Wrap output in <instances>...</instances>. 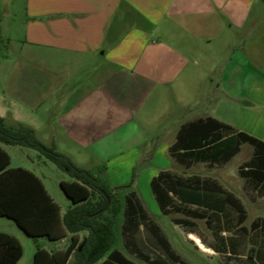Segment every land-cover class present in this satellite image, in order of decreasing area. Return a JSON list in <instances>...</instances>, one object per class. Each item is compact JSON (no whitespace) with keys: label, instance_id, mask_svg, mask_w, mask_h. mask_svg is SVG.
I'll list each match as a JSON object with an SVG mask.
<instances>
[{"label":"crops","instance_id":"obj_1","mask_svg":"<svg viewBox=\"0 0 264 264\" xmlns=\"http://www.w3.org/2000/svg\"><path fill=\"white\" fill-rule=\"evenodd\" d=\"M22 28L4 36L0 118L112 188H151L201 118L264 141V0H27ZM0 146L10 168L29 153Z\"/></svg>","mask_w":264,"mask_h":264},{"label":"trees","instance_id":"obj_2","mask_svg":"<svg viewBox=\"0 0 264 264\" xmlns=\"http://www.w3.org/2000/svg\"><path fill=\"white\" fill-rule=\"evenodd\" d=\"M7 42L0 14V62ZM0 144L37 150L40 159L51 161L72 179L60 182L65 195L72 201L62 215L61 207L49 194L41 178L22 167L10 168V157L0 146V217L15 221L33 238L36 251L31 264H138L117 247L121 234L124 247L138 254V250L134 249L135 239L146 226L145 221L151 220L132 186L112 188L104 178V169L96 173L82 169L68 156L57 152L55 147L40 141L33 128L25 125L10 128L4 125L1 118ZM243 144L254 147V157L248 163L247 172L242 173L250 176L256 187H261L264 185V141L214 118H201L183 125L170 153L176 162L185 166L196 163L220 165L230 161ZM151 189L164 216L171 215L172 210L180 211L175 205L177 199L182 206L203 209V213L187 210L186 214L207 219L208 223H211L210 217L224 222L229 206L240 212V223L246 219L239 198L210 178L183 177L171 170H163L153 178ZM125 191L130 193L125 196L122 206L118 194ZM122 212L119 234L118 218ZM209 212L212 214L208 215ZM173 221L185 227L193 225L189 219ZM261 222L262 225L259 221L255 222L254 228L264 229V220ZM147 230L168 256L167 259L146 257L148 264H190L175 252L160 226L152 223ZM226 231L225 227L221 230ZM68 236L70 242L65 249L48 250L43 247L44 240L56 243ZM218 237L220 245H210V248L220 254H236L233 242L230 244L224 235ZM23 254V245L17 237L0 232V264H18Z\"/></svg>","mask_w":264,"mask_h":264},{"label":"rangeland","instance_id":"obj_3","mask_svg":"<svg viewBox=\"0 0 264 264\" xmlns=\"http://www.w3.org/2000/svg\"><path fill=\"white\" fill-rule=\"evenodd\" d=\"M26 7L27 0H0L4 36L23 39L24 29L22 27L25 23ZM20 45L22 43L18 44V46ZM28 152L26 150L21 151L20 148L17 151H11L12 165L27 168L38 175L49 194L61 207L63 214L66 213L72 205V201L65 195L60 182L62 180L71 181L72 179L51 161L40 159V153L37 150L29 149ZM253 157L254 147L243 144L240 151L225 164L196 163L185 166L176 161L173 164L167 163V169L180 176L210 178L216 180L226 192L233 193L239 198L244 208L246 219L243 223L239 221L240 212L230 206L224 222H218L216 217H210L211 223H208L207 219L186 214L187 210L203 213V209L196 206H182L177 199H175V205L180 208V211L172 210L171 215L164 216L159 210L150 186H148L147 188H141L139 193L136 191L151 219H149L150 222L145 221L146 226L150 228L152 223L160 226L175 252L190 264H264V229L262 227L254 228L253 226L257 221L260 222V225L263 224L261 221L264 220V185L256 187V182L250 176L242 173V171L247 172L246 168ZM129 193L130 191H125L118 194L122 206L125 203V196ZM211 214V212L208 213V215ZM174 219H189L193 225L187 227L178 225L174 223ZM122 222L123 212L118 218L119 234ZM0 224L1 229L4 231L15 233L23 245L24 254L18 264H31L36 251L33 238L16 230L12 221L0 219ZM9 226H12V228H9ZM146 226L142 227L141 233L135 239L134 249L138 250V254L132 253L124 247L121 234L119 235L117 247L123 250L128 258L138 264H148L145 261L146 257L150 259H157L158 257L167 259L168 256L159 247ZM224 227L227 231L221 232ZM222 235L230 240V244L233 242L236 254H220L210 248V245H220L218 236ZM42 244L46 249L50 248L45 240L42 241ZM173 263L176 264V262Z\"/></svg>","mask_w":264,"mask_h":264}]
</instances>
